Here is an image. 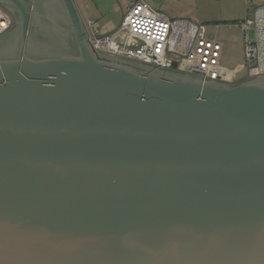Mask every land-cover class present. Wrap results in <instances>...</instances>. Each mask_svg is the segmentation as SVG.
<instances>
[{"label": "water", "instance_id": "water-1", "mask_svg": "<svg viewBox=\"0 0 264 264\" xmlns=\"http://www.w3.org/2000/svg\"><path fill=\"white\" fill-rule=\"evenodd\" d=\"M0 7V264H264V76L96 53L75 0Z\"/></svg>", "mask_w": 264, "mask_h": 264}, {"label": "built area", "instance_id": "built-area-1", "mask_svg": "<svg viewBox=\"0 0 264 264\" xmlns=\"http://www.w3.org/2000/svg\"><path fill=\"white\" fill-rule=\"evenodd\" d=\"M245 2L254 9L251 18L236 25L244 37V63L233 70L223 67L224 45L208 35L205 25L171 19L154 9L148 0L134 1L120 27L112 34L101 35L96 22L90 19L85 25L96 53L167 70L177 63L179 72L234 83L236 79L245 81L264 76V0ZM12 27L9 12L0 7V37Z\"/></svg>", "mask_w": 264, "mask_h": 264}, {"label": "rangeland", "instance_id": "rangeland-1", "mask_svg": "<svg viewBox=\"0 0 264 264\" xmlns=\"http://www.w3.org/2000/svg\"><path fill=\"white\" fill-rule=\"evenodd\" d=\"M134 1L76 0L83 18L96 22L101 35L120 27L127 9ZM148 1L154 9L171 19H184L205 25L208 35L224 45L222 65L226 69H237L244 63V37L236 25L251 18L254 9V6H247L245 0Z\"/></svg>", "mask_w": 264, "mask_h": 264}, {"label": "flooded vegetation", "instance_id": "flooded-vegetation-1", "mask_svg": "<svg viewBox=\"0 0 264 264\" xmlns=\"http://www.w3.org/2000/svg\"><path fill=\"white\" fill-rule=\"evenodd\" d=\"M75 2H76V0H75ZM76 4H77V2H76ZM78 6V5H77ZM79 8V7H78ZM9 12V11H8ZM9 14H10V16H11V21H12V24H13V27H12V29L16 26V18H15V15L12 13V12H9ZM1 42V41H0ZM239 81V79H236L235 81H234V83H236V82H238Z\"/></svg>", "mask_w": 264, "mask_h": 264}, {"label": "crops", "instance_id": "crops-1", "mask_svg": "<svg viewBox=\"0 0 264 264\" xmlns=\"http://www.w3.org/2000/svg\"><path fill=\"white\" fill-rule=\"evenodd\" d=\"M85 21H86V19H84ZM116 30H112L110 33H108V34H112L113 32H115ZM108 34H106V35H108ZM224 52V51H223ZM222 59H223V57H222Z\"/></svg>", "mask_w": 264, "mask_h": 264}, {"label": "trees", "instance_id": "trees-1", "mask_svg": "<svg viewBox=\"0 0 264 264\" xmlns=\"http://www.w3.org/2000/svg\"><path fill=\"white\" fill-rule=\"evenodd\" d=\"M239 82H242V80H239L238 82H236V83H239Z\"/></svg>", "mask_w": 264, "mask_h": 264}]
</instances>
